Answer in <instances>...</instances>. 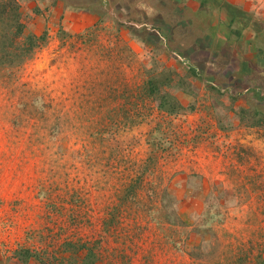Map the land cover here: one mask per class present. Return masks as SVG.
I'll return each mask as SVG.
<instances>
[{
  "label": "rangeland",
  "instance_id": "obj_1",
  "mask_svg": "<svg viewBox=\"0 0 264 264\" xmlns=\"http://www.w3.org/2000/svg\"><path fill=\"white\" fill-rule=\"evenodd\" d=\"M15 1L0 264H264V0Z\"/></svg>",
  "mask_w": 264,
  "mask_h": 264
},
{
  "label": "trees",
  "instance_id": "obj_2",
  "mask_svg": "<svg viewBox=\"0 0 264 264\" xmlns=\"http://www.w3.org/2000/svg\"><path fill=\"white\" fill-rule=\"evenodd\" d=\"M0 6H2V8H0V19H2L4 14H7V16L10 19L15 20V23H16V31H15L16 37L11 38L9 41V45L14 50L13 55H8L10 57L11 61H13L15 59V57H19L21 55H22V57L30 55V53H32L34 51L35 47H37L38 45H41L43 43L44 35H35L32 33H29L26 36H24L23 40L20 43L19 39L22 36L23 24L21 22H16L19 18V15H20L18 3L15 0H8L7 3H3V1H0ZM8 6L13 9L12 13L7 10ZM233 31L237 32L236 30H233ZM11 33H14V32L12 31ZM17 37H18V39H17ZM15 49L18 52L15 53ZM150 91H152V90H150ZM162 102L163 101L160 102L161 105H162ZM169 111H170V109H169ZM64 245H65V249H69V251H70L69 254H71L72 256L75 255L76 251H78V250L82 249V247H84L83 244L82 245H76L75 242H73V244L70 242L65 243ZM41 254L43 255L44 252H42ZM30 255H31V252L28 249L24 248L21 251L17 252V257L19 259L17 261L26 263V261ZM82 255H83V253H82ZM68 257H69V255H68ZM85 257H86V259H85ZM38 259H39V262L44 263V264H48L51 261L52 262L50 264H61L59 259L51 260V259H44L41 257H38ZM73 264H75V261H73ZM80 264H93V260L90 259V253L87 256L84 254V256L81 258Z\"/></svg>",
  "mask_w": 264,
  "mask_h": 264
}]
</instances>
